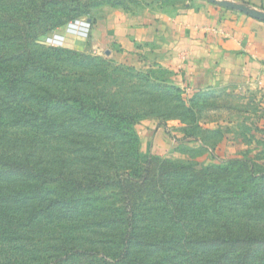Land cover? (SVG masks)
I'll return each mask as SVG.
<instances>
[{"label": "trees", "instance_id": "obj_1", "mask_svg": "<svg viewBox=\"0 0 264 264\" xmlns=\"http://www.w3.org/2000/svg\"><path fill=\"white\" fill-rule=\"evenodd\" d=\"M0 1V247H30L35 255L23 264H264V231L252 227L264 219L255 193L229 180L219 192L215 167L199 182L190 165L163 160L155 169L138 159L142 110L170 104L182 120L177 110L191 108L181 88L40 45V26L17 12L25 1ZM37 6L31 0L27 9ZM72 162L96 163L100 173L72 174ZM99 191L116 204L105 203L108 194L92 204ZM51 223L56 232L45 240L24 238Z\"/></svg>", "mask_w": 264, "mask_h": 264}, {"label": "rangeland", "instance_id": "obj_2", "mask_svg": "<svg viewBox=\"0 0 264 264\" xmlns=\"http://www.w3.org/2000/svg\"><path fill=\"white\" fill-rule=\"evenodd\" d=\"M24 1L28 6L31 0ZM32 1L38 5L36 9H27L22 3L17 12L23 20L32 18L40 26L37 40L40 45H52L46 38L59 34L65 38L64 44L52 46L103 58L114 65L133 67L136 71L145 72L154 83L172 84V73L154 60H148L143 51L135 54L138 56L136 60L129 55L122 56L123 50L116 43H104L100 39V24H107L104 18L110 12L131 14L158 5L172 8L182 5L185 0H60L61 3L53 8L44 5L46 0ZM87 19L90 21L83 31L84 34L68 32L70 23ZM143 48L144 45L140 44L139 49ZM105 49H110L111 53L106 55ZM145 49L149 47L145 46ZM181 95L186 105L191 108L177 110L184 114L182 120L175 117L170 104L142 110V113L147 114H142L134 125L140 143L134 147L140 149V163L151 160L155 169L163 164V160L190 165L197 171L199 182L205 179L202 171L215 167L211 171L216 172L214 179L220 185L219 192L225 190L224 180H229L234 188L245 187L248 193H255L254 198L258 202L256 206L264 209V100L255 92L248 89L240 91L234 85L207 87L196 90L193 94L183 92ZM229 159H239L241 162L225 166V161ZM131 163L135 164L133 159ZM95 164L85 168L84 165L72 162L68 164V168L72 174L83 173V169L89 170L92 167L93 172L100 173ZM101 170L111 172V169ZM251 170L256 177L255 183L251 182ZM106 192L111 196L110 200L102 201L106 194L99 191L92 204H116L111 192ZM54 226L51 223L36 227L33 233L25 234L24 238L31 242H37L38 238L45 240L48 234L56 232ZM252 227L264 231V219L252 223ZM43 228V235H38ZM24 248L23 251H18L8 245L0 247V264H23L21 262L25 257L35 255L34 251H28L32 250L30 247Z\"/></svg>", "mask_w": 264, "mask_h": 264}, {"label": "crops", "instance_id": "obj_3", "mask_svg": "<svg viewBox=\"0 0 264 264\" xmlns=\"http://www.w3.org/2000/svg\"><path fill=\"white\" fill-rule=\"evenodd\" d=\"M236 1L264 10V0ZM105 20L107 24H100L104 43H116L122 56L136 60L135 54L143 51L148 60L172 73V84L182 92L234 85L264 100V22L207 0L131 14L114 11Z\"/></svg>", "mask_w": 264, "mask_h": 264}, {"label": "water", "instance_id": "obj_4", "mask_svg": "<svg viewBox=\"0 0 264 264\" xmlns=\"http://www.w3.org/2000/svg\"><path fill=\"white\" fill-rule=\"evenodd\" d=\"M207 1L217 6L226 8L228 10L239 12L250 18L264 22V10L251 6L247 3L239 2L236 0H207ZM89 21L90 20L87 19L84 25L87 26L89 24ZM105 54L109 55V51H106Z\"/></svg>", "mask_w": 264, "mask_h": 264}, {"label": "built area", "instance_id": "obj_5", "mask_svg": "<svg viewBox=\"0 0 264 264\" xmlns=\"http://www.w3.org/2000/svg\"><path fill=\"white\" fill-rule=\"evenodd\" d=\"M74 23H82V24H85V21H81V22H79V21H75ZM73 23H70L69 25H68V32H71V27L70 26H73L72 25ZM88 26V25H87ZM70 27V28H69ZM81 34H84V33H79V35H81ZM69 35H71L70 33H69ZM64 40H65V38L62 36V35H59V34H55L54 36H52V37H47L46 38V41L49 43V44H52V45H54V44H64Z\"/></svg>", "mask_w": 264, "mask_h": 264}, {"label": "bare ground", "instance_id": "obj_6", "mask_svg": "<svg viewBox=\"0 0 264 264\" xmlns=\"http://www.w3.org/2000/svg\"><path fill=\"white\" fill-rule=\"evenodd\" d=\"M73 26L71 27V32L74 33H83V31L86 30V25L82 24V23H74L72 24ZM77 35V34H76ZM74 40V39H73Z\"/></svg>", "mask_w": 264, "mask_h": 264}]
</instances>
